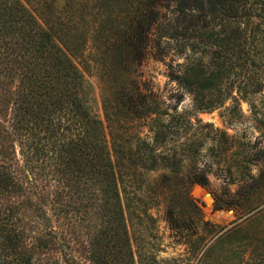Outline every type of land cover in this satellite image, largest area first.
Masks as SVG:
<instances>
[{"label":"trees","instance_id":"trees-1","mask_svg":"<svg viewBox=\"0 0 264 264\" xmlns=\"http://www.w3.org/2000/svg\"><path fill=\"white\" fill-rule=\"evenodd\" d=\"M113 22L93 52L103 70L108 132L72 58L82 39L67 32L64 46L20 0H0V264H134L130 248L118 247L127 240L119 188H133L150 145L144 148L138 131L113 127L117 108H107L106 86L117 76L112 95L130 103L126 117L150 120L142 67L149 55L164 60V37L190 31L189 54L168 65L166 77L185 85L201 111L219 108L234 90L248 93L250 80L264 83L252 72L264 70V0H133ZM68 228L86 231L83 261L67 252ZM109 241L114 257L102 248Z\"/></svg>","mask_w":264,"mask_h":264},{"label":"rangeland","instance_id":"rangeland-1","mask_svg":"<svg viewBox=\"0 0 264 264\" xmlns=\"http://www.w3.org/2000/svg\"><path fill=\"white\" fill-rule=\"evenodd\" d=\"M20 1L53 28L60 44L66 46L60 38L67 32L82 39L76 38L72 58L90 90L91 109L109 132L101 102L103 70L93 52L98 34L113 28V15L121 16L133 0ZM179 33L177 40L162 39L163 61L149 55L143 64L139 87L147 93L150 120L126 117L130 103L112 95L117 76L106 86V106L117 108L110 116L113 127L138 131L144 148L150 145L145 165L137 162L132 173L133 188H119L127 240L118 247L130 248L134 264H258L264 260V83L250 80L243 86L248 93L234 90L219 108L199 110L187 87L166 77L168 65L183 63L190 52V31ZM252 72L264 75L260 68ZM129 143L134 147V140ZM67 230V252L74 250L83 261L90 250L86 231ZM115 245L109 241L102 248L113 256Z\"/></svg>","mask_w":264,"mask_h":264}]
</instances>
